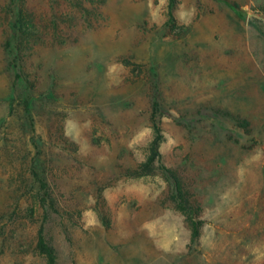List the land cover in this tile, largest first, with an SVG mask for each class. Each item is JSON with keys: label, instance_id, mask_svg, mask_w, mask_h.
Listing matches in <instances>:
<instances>
[{"label": "rangeland", "instance_id": "1", "mask_svg": "<svg viewBox=\"0 0 264 264\" xmlns=\"http://www.w3.org/2000/svg\"><path fill=\"white\" fill-rule=\"evenodd\" d=\"M40 238L54 264H264V0H0V264H47Z\"/></svg>", "mask_w": 264, "mask_h": 264}, {"label": "trees", "instance_id": "2", "mask_svg": "<svg viewBox=\"0 0 264 264\" xmlns=\"http://www.w3.org/2000/svg\"><path fill=\"white\" fill-rule=\"evenodd\" d=\"M152 151L154 155L156 153L158 154L157 145H154L152 147ZM152 162L153 159L151 158L150 163L143 165L141 171H137L136 175L137 176L143 175L144 171L146 172L148 170V165L152 164ZM172 176L174 175L172 174ZM173 178L175 179V192H176V194L173 197L175 208L185 217V222L187 223L190 230V240L197 241L200 236V227L202 225L201 220L198 219L201 212V208L199 207V205L195 204V202H192L190 200V198L187 196L188 193L184 190L179 180L176 177ZM38 246L40 251L47 257V264H54L55 263L54 254L46 246L42 238H40Z\"/></svg>", "mask_w": 264, "mask_h": 264}]
</instances>
